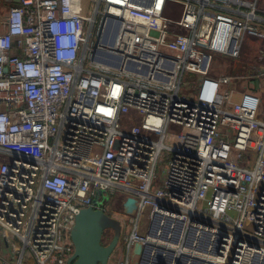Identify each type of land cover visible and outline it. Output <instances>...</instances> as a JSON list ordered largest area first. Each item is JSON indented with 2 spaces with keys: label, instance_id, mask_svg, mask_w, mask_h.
<instances>
[{
  "label": "built area",
  "instance_id": "built-area-1",
  "mask_svg": "<svg viewBox=\"0 0 264 264\" xmlns=\"http://www.w3.org/2000/svg\"><path fill=\"white\" fill-rule=\"evenodd\" d=\"M5 2L0 264H67L115 191L136 205L116 264H264V52L211 73L264 46L256 1Z\"/></svg>",
  "mask_w": 264,
  "mask_h": 264
},
{
  "label": "water",
  "instance_id": "water-1",
  "mask_svg": "<svg viewBox=\"0 0 264 264\" xmlns=\"http://www.w3.org/2000/svg\"><path fill=\"white\" fill-rule=\"evenodd\" d=\"M257 85L258 81L255 80L252 83V87H257ZM101 192L98 191V193ZM96 203H98L97 196L94 197L92 204ZM135 208L134 198L127 197L122 205L123 212L131 215ZM107 217V214L102 209L90 206L81 208L78 211L69 233L70 241L73 245V254L67 264H108L117 246L120 233L110 226H104L103 219ZM106 229L112 230L113 236L109 242L103 244L102 234ZM139 250L140 245L136 244L134 251L137 253Z\"/></svg>",
  "mask_w": 264,
  "mask_h": 264
},
{
  "label": "rangeland",
  "instance_id": "rangeland-1",
  "mask_svg": "<svg viewBox=\"0 0 264 264\" xmlns=\"http://www.w3.org/2000/svg\"><path fill=\"white\" fill-rule=\"evenodd\" d=\"M257 6V5H256ZM3 6L0 4V13ZM257 8V7H256ZM5 11V10H4ZM3 13V12H2ZM1 13V14H2ZM258 40L245 36L242 43V52L240 53V57L236 59L232 58H224L222 57L220 60H214L211 73L213 74H241L242 70L249 68L254 65V55L253 48L264 49V46ZM256 61V60H255ZM264 95V94H263ZM264 110V105H263ZM171 130V129H170ZM175 129H173L174 131ZM166 162H161L157 167V172H160V169L165 166ZM125 197V194L119 191H115L114 194L109 195L106 198V195L103 198H106V206L108 209L107 218L103 219L104 226H110L117 230L121 235L127 234L129 231L127 217L128 215L122 212V198ZM119 229V230H118ZM103 242L107 243L109 238L111 237V231L107 229L103 234ZM120 245L116 246L114 252L112 253L108 264H116L117 260L120 257Z\"/></svg>",
  "mask_w": 264,
  "mask_h": 264
},
{
  "label": "crops",
  "instance_id": "crops-1",
  "mask_svg": "<svg viewBox=\"0 0 264 264\" xmlns=\"http://www.w3.org/2000/svg\"><path fill=\"white\" fill-rule=\"evenodd\" d=\"M256 1V7H257V12L260 14V15H262V16H264V0H255ZM5 0H1V5L3 6L2 8V10H1V13L3 12V13H5V11H6V6H5ZM5 10V11H4ZM0 13V15H3V13L1 14ZM262 46V45H261ZM263 47V46H262ZM241 52H242V50H241ZM252 52H253V55H254V62H256V64H258L259 62H258V58H259V55L262 53V52H264V49H257V48H253V50H252ZM256 60V61H255ZM253 64H255V63H253ZM238 88H241V86H237ZM254 88H255V86H254ZM264 94V93H263ZM263 94H260L261 95V110H262V112L264 113V110H263V105H264V95Z\"/></svg>",
  "mask_w": 264,
  "mask_h": 264
},
{
  "label": "flooded vegetation",
  "instance_id": "flooded-vegetation-1",
  "mask_svg": "<svg viewBox=\"0 0 264 264\" xmlns=\"http://www.w3.org/2000/svg\"><path fill=\"white\" fill-rule=\"evenodd\" d=\"M106 230H107V229H106ZM106 230H104L103 234L105 233ZM109 230H110V229H109ZM110 231H111V237L109 238L108 242L111 240V238H112V236H113V231H112V230H110ZM103 234H102V243L105 244V243L103 242V237H104ZM118 245L121 246L120 237H119V240H118V242H117V246H118Z\"/></svg>",
  "mask_w": 264,
  "mask_h": 264
},
{
  "label": "trees",
  "instance_id": "trees-1",
  "mask_svg": "<svg viewBox=\"0 0 264 264\" xmlns=\"http://www.w3.org/2000/svg\"><path fill=\"white\" fill-rule=\"evenodd\" d=\"M248 69V68H247ZM247 69H244V70H242V72H246L247 71Z\"/></svg>",
  "mask_w": 264,
  "mask_h": 264
}]
</instances>
